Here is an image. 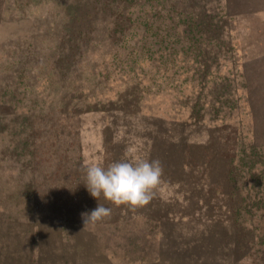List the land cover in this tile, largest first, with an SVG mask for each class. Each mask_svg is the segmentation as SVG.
I'll list each match as a JSON object with an SVG mask.
<instances>
[{"label":"rangeland","instance_id":"1","mask_svg":"<svg viewBox=\"0 0 264 264\" xmlns=\"http://www.w3.org/2000/svg\"><path fill=\"white\" fill-rule=\"evenodd\" d=\"M0 264H264V0H0Z\"/></svg>","mask_w":264,"mask_h":264},{"label":"clouds","instance_id":"2","mask_svg":"<svg viewBox=\"0 0 264 264\" xmlns=\"http://www.w3.org/2000/svg\"><path fill=\"white\" fill-rule=\"evenodd\" d=\"M162 172L159 160L140 157L113 161L106 167L97 162L86 164L84 185L97 206L81 213L83 228L110 215L111 208L99 203L100 198L130 208L146 204L161 184Z\"/></svg>","mask_w":264,"mask_h":264}]
</instances>
